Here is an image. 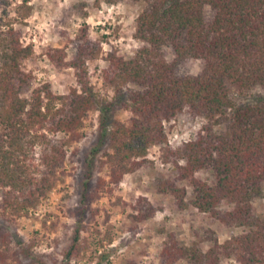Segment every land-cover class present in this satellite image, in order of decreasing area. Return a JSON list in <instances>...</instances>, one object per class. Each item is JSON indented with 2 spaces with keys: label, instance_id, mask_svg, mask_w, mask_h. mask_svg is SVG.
<instances>
[{
  "label": "trees",
  "instance_id": "trees-1",
  "mask_svg": "<svg viewBox=\"0 0 264 264\" xmlns=\"http://www.w3.org/2000/svg\"><path fill=\"white\" fill-rule=\"evenodd\" d=\"M132 1L144 3L134 19L132 36L138 45L129 58L115 48L105 54L107 66L99 77L111 95L104 97L94 90L88 74V63L102 54L103 34L90 37L89 26L83 23L70 59L64 47L44 49L57 70L73 69L75 85L58 94L47 81L31 86L33 76L25 60L33 55V45L23 44L15 27L18 19L29 15L30 7L18 5L14 17L2 9L0 264L35 263L24 260L30 254L6 222L47 196L58 179L66 147L81 138L90 110L99 112L101 143L106 140L107 147L102 162L110 183L117 184L124 174L146 164L149 148L163 144L161 159L172 162L177 175L160 182L158 191L171 194L179 209L191 205L225 225L246 228L223 242L205 236L202 239L210 243L206 250L198 242L187 246L167 232L159 253L163 264L181 259L188 264H219L224 257H233L237 264H264V218L255 217L251 205L264 182V96L245 104H236L231 96L232 90L246 94L256 86L264 89V0ZM190 59L200 63V70L180 74L178 68ZM121 109L129 112L125 121L115 118ZM185 112L206 121L194 138L170 148L163 121ZM204 168L212 171L213 183L197 175ZM179 181L191 186L189 199ZM106 184L98 178L96 189ZM87 197L84 190L82 201ZM221 203L229 207L219 210ZM86 210L85 205L79 209V223ZM80 233L81 226H75L55 264H78L84 257L87 245Z\"/></svg>",
  "mask_w": 264,
  "mask_h": 264
},
{
  "label": "rangeland",
  "instance_id": "rangeland-1",
  "mask_svg": "<svg viewBox=\"0 0 264 264\" xmlns=\"http://www.w3.org/2000/svg\"><path fill=\"white\" fill-rule=\"evenodd\" d=\"M20 4L30 7L29 15L23 20L18 19L15 27L20 30L22 43L33 45V55L25 60L26 69L33 76L31 86L47 81L53 92L62 94L75 85L73 69L57 70L44 49L47 46L64 47L67 59H70L79 28L86 23L90 37L104 35L102 54L88 63L89 78L99 97L110 96L111 90L103 88L99 77L100 70L107 66L104 56L114 48L125 58L133 55L138 45L132 36L134 19L144 3L132 0H0V13L6 8L9 16L14 17L17 15L15 7ZM167 54L171 59L169 50ZM200 67L198 61L190 59L180 65L178 71L180 74H195ZM29 91V88L24 91V96H28ZM231 96L236 104H245L264 96V89L256 86L246 94L232 90ZM98 113V110H90L85 116L80 129L81 138L66 147L58 179L47 196L13 222H6L30 254L29 257L22 256L24 260L34 259L33 264L39 260L55 264L61 260L62 250L68 246L75 226H81L80 234L87 245L78 264H126L129 260L136 264H163L159 253L167 232H172L187 246L198 242L206 250L210 243L202 239L205 236L223 242L246 229L225 225L217 217L191 205L179 209L171 194L158 191L160 182L177 175L173 163L161 159L163 144L149 148L146 164L124 174L117 184L110 183L109 170L102 162L107 147L106 140L101 143ZM128 115L127 110L121 109L115 113V118L125 121ZM205 121L203 116L192 117L187 112L176 119L163 121L167 145L177 148L194 138ZM95 148L98 151L93 154ZM91 156L95 159L89 167ZM197 175L210 184L214 181L208 168L199 170ZM98 178L106 181L105 188L96 189ZM178 184L186 188V198L189 199L191 186L187 181ZM84 190L88 195L86 202L82 201ZM83 205L87 210L79 223V209ZM251 205L254 216L264 218V182L261 193L252 198ZM228 207L227 203H221L218 209ZM143 214L145 217L140 219ZM175 264L188 262L181 259ZM219 264L237 262L233 257H224Z\"/></svg>",
  "mask_w": 264,
  "mask_h": 264
}]
</instances>
